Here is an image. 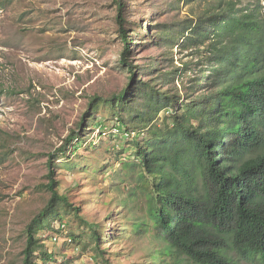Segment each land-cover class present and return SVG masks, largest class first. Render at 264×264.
I'll list each match as a JSON object with an SVG mask.
<instances>
[{
	"label": "trees",
	"instance_id": "16d2710c",
	"mask_svg": "<svg viewBox=\"0 0 264 264\" xmlns=\"http://www.w3.org/2000/svg\"><path fill=\"white\" fill-rule=\"evenodd\" d=\"M200 1L204 9L185 23L153 31L146 24L145 33L128 21L125 0H115L123 43L118 62L126 82L110 96L90 97L78 131L59 152L67 156L70 146L79 147L97 128L100 136L115 128L114 136L129 144L128 157L135 161L127 166L139 169L132 195L142 198L147 211L134 231L160 243L152 264H264L263 4ZM158 42L178 47L187 60L176 66L165 53L140 63L133 47L145 50ZM101 111L113 120L109 128L97 121ZM53 173L51 199L27 229L22 264H35L37 233L51 229L49 219L61 205L71 206ZM92 234L94 260L112 264L100 234Z\"/></svg>",
	"mask_w": 264,
	"mask_h": 264
},
{
	"label": "rangeland",
	"instance_id": "374dc122",
	"mask_svg": "<svg viewBox=\"0 0 264 264\" xmlns=\"http://www.w3.org/2000/svg\"><path fill=\"white\" fill-rule=\"evenodd\" d=\"M125 2L128 21L145 33L146 24L151 30L185 23L205 5L200 0ZM249 3L254 2L243 0ZM116 17L115 0H0V264H22L27 229L51 199V169L71 206L61 205L60 214L49 219L51 229L37 233L35 264H102L94 260L93 230L112 264L154 263L159 241L134 231V222L144 221L147 211L142 198L132 195L139 169L127 166L135 161L128 157L129 144L119 141L113 128L102 136L97 128L79 147L70 146L67 156L59 152L78 131L90 97L110 96L126 82L118 62L123 43ZM156 45L133 47L140 63L161 60L165 53L176 66L187 60L178 47ZM97 121L113 125L105 111ZM62 223L66 232L55 233Z\"/></svg>",
	"mask_w": 264,
	"mask_h": 264
},
{
	"label": "built area",
	"instance_id": "2783aa9c",
	"mask_svg": "<svg viewBox=\"0 0 264 264\" xmlns=\"http://www.w3.org/2000/svg\"><path fill=\"white\" fill-rule=\"evenodd\" d=\"M112 131L114 132V135L118 134V131H117L115 128H113ZM103 134L106 135L107 133L104 132ZM134 134H135V133H133V135H134ZM127 136H128V135H127ZM61 227L65 229V226H64V225H62ZM65 232H66V231H65Z\"/></svg>",
	"mask_w": 264,
	"mask_h": 264
}]
</instances>
